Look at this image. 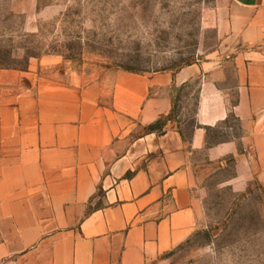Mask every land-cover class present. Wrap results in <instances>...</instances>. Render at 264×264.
<instances>
[{
	"label": "crops",
	"instance_id": "obj_1",
	"mask_svg": "<svg viewBox=\"0 0 264 264\" xmlns=\"http://www.w3.org/2000/svg\"><path fill=\"white\" fill-rule=\"evenodd\" d=\"M229 2L213 61L94 72L46 56L0 68V264H157L197 226L204 162L234 158L231 184L264 192V0ZM193 81L186 136L174 91ZM222 125L230 136L212 141Z\"/></svg>",
	"mask_w": 264,
	"mask_h": 264
},
{
	"label": "rangeland",
	"instance_id": "obj_2",
	"mask_svg": "<svg viewBox=\"0 0 264 264\" xmlns=\"http://www.w3.org/2000/svg\"><path fill=\"white\" fill-rule=\"evenodd\" d=\"M226 8L229 0H0V65L26 70L51 56L94 72L176 71L224 55L214 25ZM174 92L188 136L197 81ZM224 127L210 132L212 141L230 136ZM204 163L197 226L157 264H264L263 188L254 179L231 184L234 158Z\"/></svg>",
	"mask_w": 264,
	"mask_h": 264
},
{
	"label": "trees",
	"instance_id": "obj_3",
	"mask_svg": "<svg viewBox=\"0 0 264 264\" xmlns=\"http://www.w3.org/2000/svg\"><path fill=\"white\" fill-rule=\"evenodd\" d=\"M0 68H7V67H5V66H1V65H0Z\"/></svg>",
	"mask_w": 264,
	"mask_h": 264
}]
</instances>
